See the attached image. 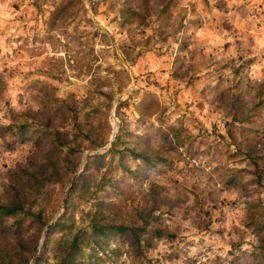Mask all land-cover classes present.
Listing matches in <instances>:
<instances>
[{
    "label": "rangeland",
    "instance_id": "1",
    "mask_svg": "<svg viewBox=\"0 0 264 264\" xmlns=\"http://www.w3.org/2000/svg\"><path fill=\"white\" fill-rule=\"evenodd\" d=\"M17 197L39 217H0L15 264H264V0H0V203Z\"/></svg>",
    "mask_w": 264,
    "mask_h": 264
},
{
    "label": "trees",
    "instance_id": "2",
    "mask_svg": "<svg viewBox=\"0 0 264 264\" xmlns=\"http://www.w3.org/2000/svg\"><path fill=\"white\" fill-rule=\"evenodd\" d=\"M109 151H112V149H110ZM136 155H138L139 157L143 158L146 162H148L149 164H153V161H151V157L145 153H141V152H136L134 151ZM46 177H41L38 173L36 172H31L28 175V181L29 183H31V186L36 185L37 189H40L41 186L44 184V180H46ZM33 180V182H32ZM23 198L22 197H17L16 199H14L11 203H0V217H5V216H13L15 218V221L13 222V224H17L18 228L20 229L21 225H22V220L27 216V215H35L37 217H39L38 213H34L31 211L30 208H26L25 205L23 204ZM65 221H58L55 225H63L64 226ZM94 231L99 234V235H105V234H123V233H128L129 235L132 236V239H134L137 243H141V239H142V230L146 231L145 227L143 228V226H135V225H129V224H124V223H120V224H114V223H99V222H94L92 225ZM257 232L259 235V243H258V249H260V253L262 255V257H264V222L259 221L257 223ZM156 232L158 234V236H162L163 235V231L161 229H156ZM79 239V234H76V236L73 238L72 241V245L75 248L76 247V243L78 242ZM17 242L18 245L21 248V252L24 251L25 247H26V243L21 241V238L17 237ZM37 248V246H36ZM1 249V247H0ZM4 253H6L5 249H1L0 250V255H3ZM72 253L68 252L65 256V258L63 259V264H65V262H67V258L68 256H71ZM0 264H15L13 262L12 257H10L9 259H4L3 257H0ZM34 264H37V260L34 262ZM68 264V263H67Z\"/></svg>",
    "mask_w": 264,
    "mask_h": 264
},
{
    "label": "water",
    "instance_id": "3",
    "mask_svg": "<svg viewBox=\"0 0 264 264\" xmlns=\"http://www.w3.org/2000/svg\"><path fill=\"white\" fill-rule=\"evenodd\" d=\"M55 224V222L53 221V222H51L50 224H48V228L49 227H51L52 225H54ZM33 264V263H32Z\"/></svg>",
    "mask_w": 264,
    "mask_h": 264
}]
</instances>
